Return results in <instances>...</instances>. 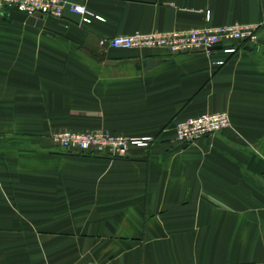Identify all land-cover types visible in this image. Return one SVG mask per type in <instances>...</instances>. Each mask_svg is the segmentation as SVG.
<instances>
[{"label": "crops", "instance_id": "obj_1", "mask_svg": "<svg viewBox=\"0 0 264 264\" xmlns=\"http://www.w3.org/2000/svg\"><path fill=\"white\" fill-rule=\"evenodd\" d=\"M67 1L91 22L0 10V264H264V0ZM234 24L257 43L100 46ZM215 113L231 126L177 140L176 122ZM95 130L151 141L123 158L52 141Z\"/></svg>", "mask_w": 264, "mask_h": 264}, {"label": "built area", "instance_id": "obj_2", "mask_svg": "<svg viewBox=\"0 0 264 264\" xmlns=\"http://www.w3.org/2000/svg\"><path fill=\"white\" fill-rule=\"evenodd\" d=\"M66 8L81 16L84 22H91V14L86 6L69 4L67 0H0V10H15L29 16H49L62 18ZM258 28L249 24H234L222 27H204L172 32H136L131 35L115 36L100 41V46L111 49L166 50L170 55L202 52L211 54L220 46L227 54H235L239 45L257 43ZM223 65L224 62H219ZM231 126L227 113L204 114L176 122L174 126L177 140L186 146L194 145L201 139L219 134ZM55 145L68 152L79 154L123 158L132 146L146 147L150 138L135 139L103 130L53 134ZM2 189L0 187V194ZM86 264H97L89 262Z\"/></svg>", "mask_w": 264, "mask_h": 264}, {"label": "water", "instance_id": "obj_3", "mask_svg": "<svg viewBox=\"0 0 264 264\" xmlns=\"http://www.w3.org/2000/svg\"><path fill=\"white\" fill-rule=\"evenodd\" d=\"M214 49H215V50H216V49H221V47H220V46H218V47H216V48H214ZM150 65H151V64H150Z\"/></svg>", "mask_w": 264, "mask_h": 264}, {"label": "rangeland", "instance_id": "obj_4", "mask_svg": "<svg viewBox=\"0 0 264 264\" xmlns=\"http://www.w3.org/2000/svg\"><path fill=\"white\" fill-rule=\"evenodd\" d=\"M108 132V131H107Z\"/></svg>", "mask_w": 264, "mask_h": 264}]
</instances>
